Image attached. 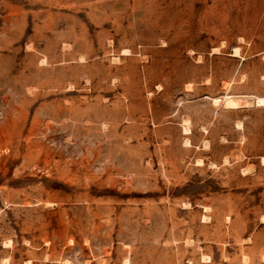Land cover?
Listing matches in <instances>:
<instances>
[{
	"label": "rangeland",
	"instance_id": "374dc122",
	"mask_svg": "<svg viewBox=\"0 0 264 264\" xmlns=\"http://www.w3.org/2000/svg\"><path fill=\"white\" fill-rule=\"evenodd\" d=\"M257 97L264 0H0V264H264Z\"/></svg>",
	"mask_w": 264,
	"mask_h": 264
},
{
	"label": "bare ground",
	"instance_id": "6f19581e",
	"mask_svg": "<svg viewBox=\"0 0 264 264\" xmlns=\"http://www.w3.org/2000/svg\"><path fill=\"white\" fill-rule=\"evenodd\" d=\"M235 50L236 49H234V51ZM236 102L237 101H234L231 98H227V99H225V106L228 107V108H237L238 104ZM255 103H256L257 106H264V98L263 97H257ZM262 164L264 165V158H262Z\"/></svg>",
	"mask_w": 264,
	"mask_h": 264
}]
</instances>
